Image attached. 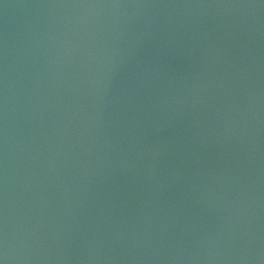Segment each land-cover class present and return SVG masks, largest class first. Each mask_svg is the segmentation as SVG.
<instances>
[{"label": "water", "instance_id": "obj_1", "mask_svg": "<svg viewBox=\"0 0 264 264\" xmlns=\"http://www.w3.org/2000/svg\"><path fill=\"white\" fill-rule=\"evenodd\" d=\"M0 264H264V0H0Z\"/></svg>", "mask_w": 264, "mask_h": 264}]
</instances>
